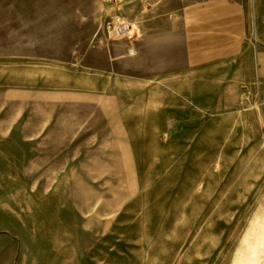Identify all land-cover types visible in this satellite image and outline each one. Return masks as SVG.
<instances>
[{
	"label": "rangeland",
	"instance_id": "rangeland-1",
	"mask_svg": "<svg viewBox=\"0 0 264 264\" xmlns=\"http://www.w3.org/2000/svg\"><path fill=\"white\" fill-rule=\"evenodd\" d=\"M203 1L0 0V264H264V117L186 67Z\"/></svg>",
	"mask_w": 264,
	"mask_h": 264
},
{
	"label": "crops",
	"instance_id": "crops-1",
	"mask_svg": "<svg viewBox=\"0 0 264 264\" xmlns=\"http://www.w3.org/2000/svg\"><path fill=\"white\" fill-rule=\"evenodd\" d=\"M184 19L186 67L207 77L215 70L233 109L264 117V49L247 41L262 38L264 0H205Z\"/></svg>",
	"mask_w": 264,
	"mask_h": 264
},
{
	"label": "built area",
	"instance_id": "built-area-1",
	"mask_svg": "<svg viewBox=\"0 0 264 264\" xmlns=\"http://www.w3.org/2000/svg\"><path fill=\"white\" fill-rule=\"evenodd\" d=\"M106 32L113 42L125 41L129 47V52L133 53L134 47L140 42L139 35L134 27L123 20L120 16L114 15L106 24ZM247 41L252 44H260L264 49V30L260 41H256L254 36H249Z\"/></svg>",
	"mask_w": 264,
	"mask_h": 264
},
{
	"label": "bare ground",
	"instance_id": "bare-ground-1",
	"mask_svg": "<svg viewBox=\"0 0 264 264\" xmlns=\"http://www.w3.org/2000/svg\"><path fill=\"white\" fill-rule=\"evenodd\" d=\"M129 52V51H128ZM130 54V53H129ZM134 54V53H133Z\"/></svg>",
	"mask_w": 264,
	"mask_h": 264
}]
</instances>
